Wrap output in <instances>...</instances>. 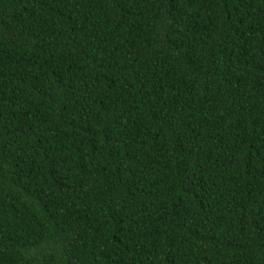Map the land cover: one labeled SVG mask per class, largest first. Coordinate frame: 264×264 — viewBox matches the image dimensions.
Instances as JSON below:
<instances>
[{"label": "trees", "instance_id": "16d2710c", "mask_svg": "<svg viewBox=\"0 0 264 264\" xmlns=\"http://www.w3.org/2000/svg\"><path fill=\"white\" fill-rule=\"evenodd\" d=\"M0 264H264V0H0Z\"/></svg>", "mask_w": 264, "mask_h": 264}]
</instances>
